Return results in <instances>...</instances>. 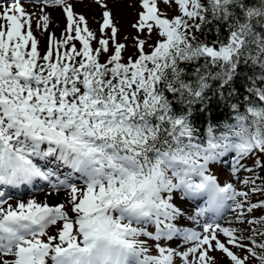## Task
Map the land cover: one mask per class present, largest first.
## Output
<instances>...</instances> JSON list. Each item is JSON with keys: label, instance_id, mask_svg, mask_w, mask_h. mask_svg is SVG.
<instances>
[{"label": "snow or ice", "instance_id": "1", "mask_svg": "<svg viewBox=\"0 0 264 264\" xmlns=\"http://www.w3.org/2000/svg\"><path fill=\"white\" fill-rule=\"evenodd\" d=\"M92 2L0 0V264H264V0Z\"/></svg>", "mask_w": 264, "mask_h": 264}, {"label": "rangeland", "instance_id": "2", "mask_svg": "<svg viewBox=\"0 0 264 264\" xmlns=\"http://www.w3.org/2000/svg\"><path fill=\"white\" fill-rule=\"evenodd\" d=\"M88 1H91V0H84V2H88ZM22 2L24 4V6L29 11H35L36 10L35 6L32 3V0H22ZM74 2H78V0H73V3ZM107 2H108L109 7H111L113 9L114 16L118 22V26L121 29L120 37H121V40L123 42V36L124 35H129V37H131V35L134 34V30L131 28L130 25L136 19L137 8L128 7V5H129V3H134L135 0H107ZM89 4H90L89 5L90 8H86L83 10L82 9L78 10L76 8V11L84 13L88 17L90 27L93 30H98L99 24L97 21H100L101 17H100V15L97 16L98 14H96V12H97L99 6L93 2L89 3ZM160 7L163 8L164 5L161 4ZM49 10L53 14L52 15L53 24L50 26V31L56 33V35L59 36L60 32L62 31L64 24H65V17L63 16L62 12L58 8L57 9H49ZM169 14H171V13H169ZM37 36L42 41V50H43V47H44L45 42H46L45 41L46 34L41 35L40 33H37ZM128 43H129V50L127 53H125V55L130 54V52L132 51L131 41L129 40ZM247 163L249 165L251 164L250 161H248ZM212 171L214 172V174H216L218 176V179L222 183L226 180H231L233 183H237L238 186L242 188V190H247V188H245L243 185H241L240 182L235 177L231 176V172H230V169L228 167L227 162L223 166L214 167L212 169ZM259 174L264 176V172H260ZM239 175L241 177H243V176H246L248 174L241 171V173H239ZM39 184H37L38 188H37V186L35 187L37 189L34 192L33 191L31 193L22 192L20 195H18L16 197L10 195L11 199L9 200V202L14 204L17 200L22 199L24 201H27L30 198H35L38 201H44L45 199H47V201L50 204H56V203L63 201V199H64L63 192H61V194H59L58 196H49L47 194L50 192V189H49L47 183L44 182L40 185ZM9 187H12V186L7 185L6 190H12ZM1 188H3V185ZM23 189H26V188H23ZM3 198L8 199L9 196H4ZM258 198H259V195L257 194L255 199H258ZM193 211H194V208H193ZM187 225L194 226V224H187ZM172 246L176 247L177 244L173 243ZM179 246L183 247L182 242H180ZM215 255L217 256L218 260H221V258L219 257V253H215ZM222 264H226V262H222Z\"/></svg>", "mask_w": 264, "mask_h": 264}, {"label": "bare ground", "instance_id": "3", "mask_svg": "<svg viewBox=\"0 0 264 264\" xmlns=\"http://www.w3.org/2000/svg\"><path fill=\"white\" fill-rule=\"evenodd\" d=\"M75 4H76V8L78 9V10H83V9H86V8H90L89 7V3H92V0L91 1H88V2H85V4H87L88 6L87 7H84V6H82L79 2H74ZM111 8V7H110ZM101 8L99 7L98 8V10H97V12H96V14H98L97 16H99L100 15V17H101V13H102V9L100 10ZM113 10V9H112ZM50 11V10H49ZM95 11V10H94ZM52 13V12H51ZM53 15V14H52ZM28 187H29V185H28ZM194 211H195V209H194ZM186 226H189V225H186ZM191 226V225H190ZM191 227H195V225L194 226H191ZM219 257L221 258V254L219 253Z\"/></svg>", "mask_w": 264, "mask_h": 264}, {"label": "trees", "instance_id": "4", "mask_svg": "<svg viewBox=\"0 0 264 264\" xmlns=\"http://www.w3.org/2000/svg\"><path fill=\"white\" fill-rule=\"evenodd\" d=\"M216 114H217V116H218V118H219L220 120H223V119L225 118V116H226V112H224V111H218ZM260 198H264V197H260V196H259L258 199H260Z\"/></svg>", "mask_w": 264, "mask_h": 264}]
</instances>
